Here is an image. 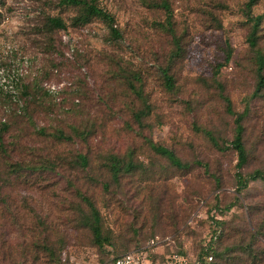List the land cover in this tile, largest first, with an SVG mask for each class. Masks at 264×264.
<instances>
[{
  "label": "rangeland",
  "instance_id": "1",
  "mask_svg": "<svg viewBox=\"0 0 264 264\" xmlns=\"http://www.w3.org/2000/svg\"><path fill=\"white\" fill-rule=\"evenodd\" d=\"M91 1L113 16L119 38L97 17L77 22L81 10L59 0H0V264H105L136 249L152 264L175 253L194 259L216 225L215 253L237 264H252L249 250L264 257V182L236 191L234 115L222 98L246 109L242 173L264 170V89L253 95L264 0L251 9L263 16L255 48L246 0H169L178 51L160 25L161 0ZM15 77L13 97L6 85ZM147 140L189 167L173 166ZM110 155L136 168L115 182ZM83 198L98 210L101 243Z\"/></svg>",
  "mask_w": 264,
  "mask_h": 264
},
{
  "label": "trees",
  "instance_id": "2",
  "mask_svg": "<svg viewBox=\"0 0 264 264\" xmlns=\"http://www.w3.org/2000/svg\"><path fill=\"white\" fill-rule=\"evenodd\" d=\"M59 2L63 5H70V6H76L78 7L81 12L76 17L77 22H87L92 17H97L101 19L102 21L106 22L109 25L110 33L113 37L119 38L120 33L119 31L113 26L114 18L113 16L106 11L105 9L97 6L93 1L91 0H59ZM257 0H246L244 2V13L246 18L250 21V30L247 35V42L251 48H255L256 42L258 39L257 31L259 29V25L261 23L262 14H256L253 15L251 12L252 7L256 4ZM156 5L163 9L165 14V20L161 26H163L171 35L172 41L175 46V51H178L180 49V38L176 35V31L173 26V14L172 9L169 3V0H161L159 3H156ZM1 16V14H0ZM49 24H51L53 27L56 28H63L64 23L62 20L58 17H49L48 18ZM254 62H255V73H256V83L255 88L253 91V95H257L262 89H264V53L258 49L254 50ZM232 55V48L230 46V43L228 40H226V52L224 61L228 62ZM220 66L217 65L216 68ZM162 77L164 80V85L168 90L173 89V77L168 73L167 69H161ZM18 78L15 77V80L12 81L13 88L16 92V80ZM217 87L219 89V92L222 94L223 86L220 83H217ZM13 97L14 93L12 94L11 91H8ZM222 98L225 101L226 111L232 115H234V129H233V137L229 141L230 147L235 151L236 153V171H235V184H236V191L240 192L243 189H245L249 182L255 181V180H261L264 182V170L261 169H254L251 172L248 173H242L241 169L244 167V165L247 162V150L244 145L243 141V132H244V126H243V118L246 115V109L241 112H236L233 110L230 99L222 94ZM149 110V107L147 104H145L144 109L138 110L135 115L137 119H140L142 116H145ZM2 127L5 128V125L2 124ZM204 135L210 140V142L215 146L220 148L221 142L212 134L210 130H202ZM150 148L156 152L157 154L165 157L170 164L173 166L179 168V169H185L189 167V163L182 162L175 153L160 144H156L152 142L151 140H147ZM80 160L83 164H86V159L84 156L80 157ZM195 164L202 165L203 163L199 160L194 161ZM136 168V165L132 161L124 162L120 158H118L115 155L109 156V162H108V171L110 173V177L113 181L117 182L118 178L123 172H130L133 169ZM86 204L89 207V217H88V225L89 228L92 231L94 240L101 243L102 237H101V225H100V215L98 213V210L95 208L93 203L88 200L87 198H83ZM215 223H217L215 221ZM234 232L230 234L231 240H234L235 234H237V228L233 229ZM221 234V228H219L217 225L211 230L209 234V243L200 250L196 257L194 259L199 260L201 264H237L236 258H234L231 255L224 254V253H215L213 242L217 241ZM228 252L230 253L231 250L229 249ZM247 258L252 260V264H264V257H260V253H252L251 250L248 251ZM213 255L216 256V259L214 262H211L213 259ZM118 255L113 256L112 258L116 257ZM210 257V259L208 258ZM246 258V259H247ZM240 259V258H239Z\"/></svg>",
  "mask_w": 264,
  "mask_h": 264
},
{
  "label": "built area",
  "instance_id": "3",
  "mask_svg": "<svg viewBox=\"0 0 264 264\" xmlns=\"http://www.w3.org/2000/svg\"><path fill=\"white\" fill-rule=\"evenodd\" d=\"M6 86L9 91H11L12 93L15 92L12 82L7 84ZM50 89H53V86H51ZM155 242H157V240ZM155 242L151 240L150 245H153ZM148 256L149 255L146 249L130 250L114 258H111L105 264H152V262L148 259ZM208 258L210 259V257ZM162 264H201V263L199 260L191 259L187 255L175 253L167 256Z\"/></svg>",
  "mask_w": 264,
  "mask_h": 264
}]
</instances>
